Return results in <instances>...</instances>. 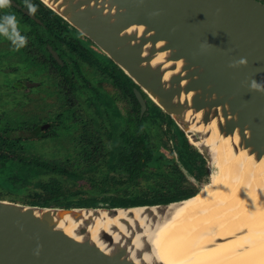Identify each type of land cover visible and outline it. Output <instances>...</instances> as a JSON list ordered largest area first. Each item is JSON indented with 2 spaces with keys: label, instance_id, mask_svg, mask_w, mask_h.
Wrapping results in <instances>:
<instances>
[{
  "label": "water",
  "instance_id": "obj_1",
  "mask_svg": "<svg viewBox=\"0 0 264 264\" xmlns=\"http://www.w3.org/2000/svg\"><path fill=\"white\" fill-rule=\"evenodd\" d=\"M40 1L169 116L202 154L209 176L194 195L168 203L63 207L0 199V264H168L146 226L112 220L140 208L155 228L211 180L219 144L264 176V0ZM134 91L144 111L146 100ZM71 221L74 235L61 225Z\"/></svg>",
  "mask_w": 264,
  "mask_h": 264
},
{
  "label": "flooded vegetation",
  "instance_id": "obj_2",
  "mask_svg": "<svg viewBox=\"0 0 264 264\" xmlns=\"http://www.w3.org/2000/svg\"><path fill=\"white\" fill-rule=\"evenodd\" d=\"M39 1L30 0V3L36 6L37 11L35 14L27 13L28 8L25 7V0H11L10 7L0 9L2 14L0 18L4 15L12 14L19 20L18 26L21 35L25 36L27 39L26 46L16 50L11 41L7 38H3L4 36H0V181L5 185V188L0 185V199H7L9 197V199L14 201L27 202L31 199V197L28 196L31 191L29 188H33L34 190L39 188L34 186L33 182H35V177L33 178L32 175H27L25 172H21L20 165L24 157L34 156L55 160L59 163L60 161L68 160L69 158L77 159V153H81L84 156L90 152L92 153L91 148L96 146V144L101 148L100 151L102 152H100V155L103 157L99 156L98 158L102 157V161L98 162L97 168L92 169L87 167L89 163L87 164L86 160L84 161V164L81 162L85 157H80L82 159L78 165L79 167H84V173L82 175L83 177L76 180V187L74 190L77 191L78 188H81L83 189V193L89 190H94L95 192L113 191L118 190L119 187H124V185L128 186L133 184L137 179L133 182L119 184L118 182L124 179L118 175V172L108 171L107 166L103 168L104 170H101L99 164L105 160V165V157H112L117 152H121V149L125 146L124 141L126 139L122 140L121 136H117V133H125V137L129 139V136H132L133 128L136 129V118L142 120L141 133L149 134L148 138L153 140L155 147H157L159 141L163 145L162 148L159 147V149L170 158L169 163L172 164L173 167H176L173 173V178L176 180L177 186L182 187L181 194H188L186 196H191V193L192 195L195 194L197 192L195 190L196 186L189 182V180H191L190 177L193 178L195 182L205 181V179L203 175L198 173L195 165L189 162L191 159L184 155L183 158L188 162L185 163L180 156V151L187 150L191 152L194 146L190 142L189 144L191 146H188L187 142H181L180 137L176 134V130L174 128L171 129V126L173 125L169 123L166 117H164L165 115L162 114L163 111L147 97L135 82L132 86L133 91L135 88H138L146 100V108L144 111H142V107L139 103L140 113L139 116L134 118V116L131 115V112L128 113L127 108L123 110L124 106L130 104L124 102L122 105L123 101L118 100L119 102L115 103V107L114 105L112 106L109 113H100L97 116L100 121L99 125L85 124V117H81L84 113L82 107L78 106L77 108H74V111H76L77 114L76 112H73L72 107L66 105L64 101L58 103L57 96H60L59 91L54 96L52 94L53 91L49 87L44 88L43 84L46 80L43 77V74L48 77L50 76L51 80L55 79L57 81L55 78L57 68H63L65 60L61 55L60 50L55 47L54 44H43V40L39 35L43 25V21L39 17ZM24 15L29 17L31 22H36V24L33 25L29 22L28 18L24 17ZM65 22L67 24L59 27L62 32L64 31L67 34V36H65L63 33L66 39L68 38L73 47L81 48L83 50L81 53L88 55L89 53L83 45L89 42L91 43L92 41L79 33L78 30L73 28L67 21ZM53 51L57 53L58 57L54 55ZM80 57L83 58L82 54ZM76 58L71 61H74L75 63V60H77V63L80 64L81 59L79 57ZM67 63L68 61L66 60V65ZM89 66L90 65L86 63L84 69H87ZM67 68L69 70V76L71 75L72 77L78 76L81 72L79 70L78 72L72 71L73 68H70V66H67ZM98 71L97 75L102 76L101 70ZM102 78V83H97L92 80V84L99 87L102 92L108 93L113 97L120 93L111 83L105 81L103 76ZM107 85L112 88V91L106 88ZM102 92L100 93L103 94ZM135 96L137 98L136 93ZM37 99L41 101L45 108L39 106ZM40 108L42 109L41 112ZM63 109H69L72 113L77 114V116L74 115L76 124H72L74 133L70 135V144L67 149H64V144L61 142L64 137L60 134L64 133H61L60 130L63 129V127L61 125H56L58 123L57 119L62 116ZM87 109L89 110L88 107ZM45 111H49L51 114L49 115ZM120 112L125 118L120 116ZM110 121L113 125L112 127H108V130L113 132L111 136H107L105 134L107 129L105 126ZM150 124L153 126L151 127ZM154 125H156L158 129L157 134L152 131L155 129ZM152 135H155L156 138H152ZM48 140L53 142V153L42 151L43 149H46L44 147H42L38 155L29 153V143H33V147H36L38 142ZM115 146H117L116 150H119L112 153V149ZM165 150L171 152V157L167 155ZM40 153L46 154V156H42ZM51 154H53V156ZM59 156H62V158H59ZM102 171H105L104 175L100 174ZM92 172L94 173V176H92L93 179L110 182V185L103 189L101 187L92 189V184L90 183V174ZM112 172H114L113 175L111 174ZM115 174L116 176H114ZM112 178L113 180H110ZM81 180H84V182ZM13 186L16 188L19 187L21 190L10 191L7 189L11 187L13 188ZM86 186H90V188H86ZM118 196L120 195L113 193L109 196L103 194L100 198L93 196H86L85 198L88 200L90 198H96V202L98 200V205H100L103 203L102 201L106 202L110 199L116 202Z\"/></svg>",
  "mask_w": 264,
  "mask_h": 264
},
{
  "label": "trees",
  "instance_id": "obj_3",
  "mask_svg": "<svg viewBox=\"0 0 264 264\" xmlns=\"http://www.w3.org/2000/svg\"><path fill=\"white\" fill-rule=\"evenodd\" d=\"M38 7L40 13L39 17L43 21L41 31L39 32V35L43 40V44H54V46L60 50L61 55L65 60V65L63 66L64 69L57 68L55 78L59 84L60 96L63 97L66 105L71 106L73 112H76L74 111V108H77L78 106L82 107L84 109L83 115L85 114L86 117L84 122L85 124L89 125H99L100 121L98 120L97 116L100 113H109L112 106L114 105L115 107V103L119 102L118 100L123 101L122 105L124 102L130 104L124 106L123 110L127 108L128 113L131 112V115L134 116V118L139 116V102L132 88L134 81L112 60L106 57H99L91 49L90 42L87 44L84 42L85 45H83L89 53L88 55H84L82 53L83 58L80 57L81 54L79 55L77 53L74 55V58L79 57L81 59V65H85L87 63L90 65L89 68L82 70L80 69L79 71L81 72L78 76H69V70L67 68L69 64L67 63L66 65V59L70 58V54L67 52V49H70L71 42L68 40V38L66 39L65 36H67V34L64 31L62 32L59 27L64 26L67 23L53 10L44 6L40 1ZM24 17L28 18L29 22H31L29 17L26 15H24ZM31 23L33 25L36 24L34 21ZM75 63H77V60H75ZM98 70H101L104 80L111 83L117 89V91L120 92L115 97L108 93L102 92L99 87L92 84V80L97 83L103 82L102 77H97V73L99 72ZM75 77L76 80L74 79ZM117 112L119 113L118 110ZM162 114L165 115L164 117H166L167 121L173 125V121L169 119V116L164 112H162ZM120 116L125 118L121 112ZM87 121H93L94 124L93 122L88 123ZM135 121H137V126L136 129L133 128L132 136H129V139L125 137V133H117V136H121L122 140L126 139L124 141L125 146L123 149H121L120 153L117 152L119 149L116 150L117 146H115L112 149V153L115 151L117 153L112 157L104 158L106 159L105 166H107L108 171L118 172V175L121 178L125 177V180H120L118 182L119 184L133 182L135 179H138L144 175L148 176L149 178L151 176V179L156 178L157 180L152 186H147L148 188L144 192L137 190L131 191L128 189L126 190V193L118 196L116 202L110 199L106 202L102 201L103 204L110 206H134L168 203L189 197L190 195L186 196L188 194H181L182 187L177 186L176 180L174 178L163 182L166 189L163 188L161 182L162 177L166 178V175H173L176 167H173V165L169 163L170 158H168L164 152L160 151L159 147L162 148L163 146L161 143H158L157 147H155V144L151 142L150 138H148L149 134L147 135V133H141L142 120L140 118H136ZM112 125L113 124L110 121L105 126L107 128L105 131L107 136L112 135L113 131L111 132V130H108V127H112ZM173 128L176 130V134L180 137L181 142H187V145L191 146L185 133L176 125ZM91 149L93 155L90 152L84 156L85 158H83L81 162L84 164V161L86 160L87 164L89 163L87 167L93 169L98 167V162L102 161L101 158L103 156L100 155V152L102 151H100L101 148L99 145L96 144V146L92 147ZM184 155L191 159L189 162L195 165L198 173L203 175L204 179L206 180L208 177V168L202 154L195 147H193L191 152L187 150L180 151V156L182 158ZM99 156L102 157L98 158ZM183 160L185 163H188L185 158H183ZM76 161L77 159L69 158L68 160L60 161L58 163V161L55 160L34 156L24 157L20 165L21 172H25L27 175H32L33 178L35 177V182H33L34 186L39 187L37 190L29 188L31 191L29 192L30 195L28 196L31 197V199L25 203L41 206L63 207L98 206L99 203L98 200L96 202V198H90L88 200L82 196L83 189L78 188L77 191L74 190L76 187V180L83 177L82 175L84 173V167H79V162ZM169 166L172 167L169 169ZM152 168L154 170H151ZM166 168L169 169V171ZM90 176L92 189H96L97 187H101L103 189L110 185V182L97 181L93 179V172L90 174ZM114 176H116V174ZM7 189L10 191L21 190L19 187L16 188L14 186L13 188L11 187Z\"/></svg>",
  "mask_w": 264,
  "mask_h": 264
},
{
  "label": "bare ground",
  "instance_id": "obj_4",
  "mask_svg": "<svg viewBox=\"0 0 264 264\" xmlns=\"http://www.w3.org/2000/svg\"><path fill=\"white\" fill-rule=\"evenodd\" d=\"M211 180L185 204H175L151 229L143 209L133 216L120 210L118 218L137 219L146 226L155 254L168 264H264V176L224 144L212 150ZM213 179V181H212ZM154 214L160 215L157 209ZM74 235L75 224L62 223ZM98 226L92 230L97 238ZM222 238L211 248L199 250ZM225 256V257H223Z\"/></svg>",
  "mask_w": 264,
  "mask_h": 264
},
{
  "label": "rangeland",
  "instance_id": "obj_5",
  "mask_svg": "<svg viewBox=\"0 0 264 264\" xmlns=\"http://www.w3.org/2000/svg\"><path fill=\"white\" fill-rule=\"evenodd\" d=\"M17 14V13H16ZM1 12H0V16H1ZM18 15V14H17ZM17 21L19 22V20L17 19ZM3 38H6V37H3ZM67 52L70 54V58H67L66 60L68 61V64L70 66V68L72 67V71H76L78 72V70L80 69H84V65H81L79 63H74V61H71L72 58H74V55L75 54H82L81 52H83V50L81 48H78V47H73L72 45H70V49H67ZM89 68V67H88ZM46 73V72H45ZM43 74V73H42ZM43 77L45 78L46 82L43 84L44 88H47L49 87L52 91H53V95L55 96L57 94V92L59 91V84H58V81H56L55 79L51 80L50 76H46L45 74H43ZM97 77H102V76H97ZM76 80V77L74 78ZM106 88L110 91H112V88L109 87L108 85L106 86ZM41 90V89H40ZM57 100H58V103H62L64 101L63 97L62 96H57ZM37 102L39 104V106L44 107V105L41 103L40 100L37 99ZM121 102V101H120ZM120 104V103H119ZM66 106V105H64ZM61 110V109H60ZM42 111V109L40 108V112ZM63 111V112H62ZM61 112H62V116L60 118L57 119L58 123L56 125H61L63 127V129H61V133H64V134H60L61 136H63V140L61 141L63 144H64V149H67L69 144H70V135H72L74 133L72 127L73 125L72 124H76V121H75V118H74V115L77 116V114L75 113H72L71 111H69V109H63ZM46 113H48L49 115L51 114V112L49 111H45ZM125 112V111H124ZM79 116V115H78ZM85 117L84 115H81V117ZM86 118V117H85ZM80 120V119H79ZM152 123V122H151ZM153 124V123H152ZM150 124V126L152 127L153 125ZM155 126V129H153L152 131L157 134V127L156 125ZM172 129L174 126H171ZM151 131V132H152ZM152 138H156L155 135H152L151 136ZM155 140V139H154ZM151 142H153V140L151 139ZM160 143V141H159ZM39 145V147H38ZM38 145L36 147H33V143H29L28 144V151L29 153L31 154H35V155H38V153L40 152V150L42 149V147L46 148V149H43L42 151H46V152H50V153H53V142L51 140H48V141H41V142H38ZM167 148V146H166ZM74 150V149H72ZM165 152L167 153V155L169 157H171V152H169L168 150H165ZM42 156H46V154H43V153H40ZM53 156V154H51ZM77 156V161L76 162H80L81 159L80 157L81 156H84L82 155L81 153H77L76 154ZM59 158H62V156H59ZM104 162H101L99 164V168H101V170H104L103 168L105 167L104 165ZM168 166V165H167ZM166 167V166H165ZM171 168V166H169V169ZM167 169V168H166ZM169 169H167L169 171ZM151 170H154L153 168ZM150 171V170H149ZM148 171V172H149ZM100 174H105V171H102ZM112 175L114 174V172L111 173ZM141 174V173H140ZM165 176V175H164ZM209 176V175H208ZM111 177V176H110ZM125 177H122V179H124ZM212 178L214 179L213 175H212ZM173 179V175H169L167 176L166 175V178L165 177H162V186L164 189H166L165 185L163 184V182H165L166 180H171ZM191 180H189L190 183H192L194 186H196L195 190L197 191L199 187H201V185L208 181V177L205 181H199V182H195V180L193 178L190 177ZM212 179V181H213ZM86 180V179H85ZM110 180H113L110 179ZM125 180V179H124ZM157 179L156 178H152L151 179V176L150 178L148 176H141L140 178H138L136 180V182H133V184H130L128 186L124 185V187H119L118 190H113V191H103V192H95L93 190H89L87 192H84L82 196L86 197V196H90V197H101L103 194L106 196V195H112L113 193H117L119 195H123L124 193H126L127 191L126 190H131V191H141V192H144L147 190V186H152L153 183L156 181ZM84 182V180H81ZM82 182V183H83ZM136 183V184H135ZM0 185H2V187L5 188V185L0 181ZM86 188H90V186H86ZM25 194V193H24ZM27 194V193H26ZM6 200H10V201H14V200H11L9 199V197L6 199ZM14 202H19V203H25V202H21V201H14Z\"/></svg>",
  "mask_w": 264,
  "mask_h": 264
},
{
  "label": "clouds",
  "instance_id": "obj_6",
  "mask_svg": "<svg viewBox=\"0 0 264 264\" xmlns=\"http://www.w3.org/2000/svg\"><path fill=\"white\" fill-rule=\"evenodd\" d=\"M10 6L11 0H0V9H5ZM25 7L28 8L30 14H35L37 11L36 6L30 3V0H25ZM0 36H4L11 41L16 50L26 46L27 43L26 37L21 35L16 17L12 14H7L0 18ZM245 62L244 59L240 61V63Z\"/></svg>",
  "mask_w": 264,
  "mask_h": 264
}]
</instances>
